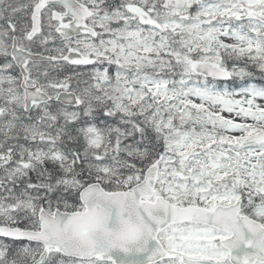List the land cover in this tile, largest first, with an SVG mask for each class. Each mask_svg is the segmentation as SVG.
Here are the masks:
<instances>
[{
	"label": "snow or ice",
	"instance_id": "6c2138e0",
	"mask_svg": "<svg viewBox=\"0 0 264 264\" xmlns=\"http://www.w3.org/2000/svg\"><path fill=\"white\" fill-rule=\"evenodd\" d=\"M0 264H264V0H0Z\"/></svg>",
	"mask_w": 264,
	"mask_h": 264
}]
</instances>
